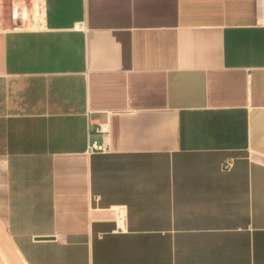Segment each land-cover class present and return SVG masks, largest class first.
<instances>
[{"label":"crops","instance_id":"1","mask_svg":"<svg viewBox=\"0 0 264 264\" xmlns=\"http://www.w3.org/2000/svg\"><path fill=\"white\" fill-rule=\"evenodd\" d=\"M263 9L48 0L0 29V264H264Z\"/></svg>","mask_w":264,"mask_h":264},{"label":"built area","instance_id":"2","mask_svg":"<svg viewBox=\"0 0 264 264\" xmlns=\"http://www.w3.org/2000/svg\"><path fill=\"white\" fill-rule=\"evenodd\" d=\"M264 7V0H260ZM11 8V30L13 32L41 31L46 28L48 0H10ZM264 26V9L260 20ZM93 130L101 134L104 139L109 137L110 128L108 124H98ZM108 144L93 142L89 145V154L107 153ZM117 232H125L127 228L128 211L125 206L114 208Z\"/></svg>","mask_w":264,"mask_h":264},{"label":"rangeland","instance_id":"3","mask_svg":"<svg viewBox=\"0 0 264 264\" xmlns=\"http://www.w3.org/2000/svg\"><path fill=\"white\" fill-rule=\"evenodd\" d=\"M10 0H0V29L11 26Z\"/></svg>","mask_w":264,"mask_h":264}]
</instances>
